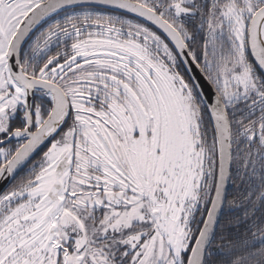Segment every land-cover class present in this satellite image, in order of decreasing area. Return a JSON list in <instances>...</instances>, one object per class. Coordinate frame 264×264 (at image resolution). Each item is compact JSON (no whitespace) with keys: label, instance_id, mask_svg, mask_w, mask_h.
<instances>
[{"label":"snow or ice","instance_id":"1","mask_svg":"<svg viewBox=\"0 0 264 264\" xmlns=\"http://www.w3.org/2000/svg\"><path fill=\"white\" fill-rule=\"evenodd\" d=\"M0 264H264V0H0Z\"/></svg>","mask_w":264,"mask_h":264}]
</instances>
